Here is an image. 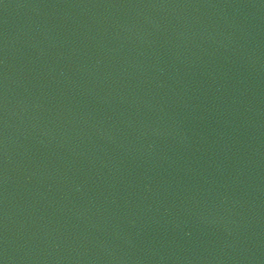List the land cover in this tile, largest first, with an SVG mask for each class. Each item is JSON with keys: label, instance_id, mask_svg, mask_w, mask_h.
Instances as JSON below:
<instances>
[{"label": "water", "instance_id": "water-1", "mask_svg": "<svg viewBox=\"0 0 264 264\" xmlns=\"http://www.w3.org/2000/svg\"><path fill=\"white\" fill-rule=\"evenodd\" d=\"M0 264H264V0H0Z\"/></svg>", "mask_w": 264, "mask_h": 264}]
</instances>
